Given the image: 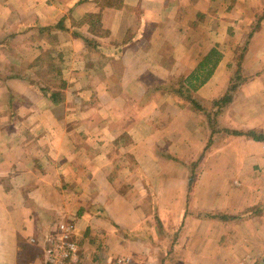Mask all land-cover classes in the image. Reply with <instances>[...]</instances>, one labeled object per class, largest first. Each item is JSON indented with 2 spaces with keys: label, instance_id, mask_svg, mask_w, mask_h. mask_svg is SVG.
<instances>
[{
  "label": "crops",
  "instance_id": "1",
  "mask_svg": "<svg viewBox=\"0 0 264 264\" xmlns=\"http://www.w3.org/2000/svg\"><path fill=\"white\" fill-rule=\"evenodd\" d=\"M61 223L68 264H264V0H0V264Z\"/></svg>",
  "mask_w": 264,
  "mask_h": 264
},
{
  "label": "built area",
  "instance_id": "2",
  "mask_svg": "<svg viewBox=\"0 0 264 264\" xmlns=\"http://www.w3.org/2000/svg\"><path fill=\"white\" fill-rule=\"evenodd\" d=\"M70 223L56 225L45 237L44 264H68L78 255ZM107 264H127L120 260H109Z\"/></svg>",
  "mask_w": 264,
  "mask_h": 264
},
{
  "label": "trees",
  "instance_id": "3",
  "mask_svg": "<svg viewBox=\"0 0 264 264\" xmlns=\"http://www.w3.org/2000/svg\"><path fill=\"white\" fill-rule=\"evenodd\" d=\"M210 54H214V51H212ZM209 60H205L202 64H200L198 66V75L200 74V72L202 71V73L208 69V71L204 74V79L199 80V78H197V74L192 75L190 78V80H192L194 83L196 82L197 84L199 83V85H202L206 80L207 77L211 74V68L213 66H215L214 64H211L210 62H208ZM190 86L193 87V84L190 83ZM189 100V97L187 98ZM191 105L193 106V108H195L196 110L198 109L197 105H195L196 103H194L193 101L190 100ZM253 138H255V140L259 139V137L254 136Z\"/></svg>",
  "mask_w": 264,
  "mask_h": 264
},
{
  "label": "rangeland",
  "instance_id": "4",
  "mask_svg": "<svg viewBox=\"0 0 264 264\" xmlns=\"http://www.w3.org/2000/svg\"><path fill=\"white\" fill-rule=\"evenodd\" d=\"M45 251V250H44Z\"/></svg>",
  "mask_w": 264,
  "mask_h": 264
}]
</instances>
